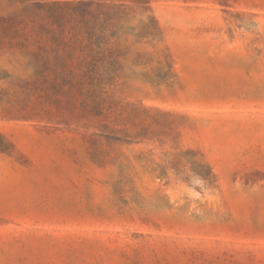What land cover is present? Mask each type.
<instances>
[{
  "label": "rangeland",
  "instance_id": "374dc122",
  "mask_svg": "<svg viewBox=\"0 0 264 264\" xmlns=\"http://www.w3.org/2000/svg\"><path fill=\"white\" fill-rule=\"evenodd\" d=\"M33 1L0 0V264H264V0L132 3L111 83L29 77Z\"/></svg>",
  "mask_w": 264,
  "mask_h": 264
},
{
  "label": "trees",
  "instance_id": "16d2710c",
  "mask_svg": "<svg viewBox=\"0 0 264 264\" xmlns=\"http://www.w3.org/2000/svg\"><path fill=\"white\" fill-rule=\"evenodd\" d=\"M144 2L35 0L12 13L2 29L28 59L30 78L111 83L127 57L120 40L133 31L140 35L139 26L127 25L132 3Z\"/></svg>",
  "mask_w": 264,
  "mask_h": 264
}]
</instances>
